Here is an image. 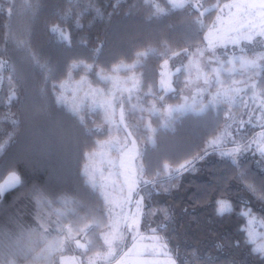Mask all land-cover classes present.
I'll return each mask as SVG.
<instances>
[{"label":"snow or ice","instance_id":"6c2138e0","mask_svg":"<svg viewBox=\"0 0 264 264\" xmlns=\"http://www.w3.org/2000/svg\"><path fill=\"white\" fill-rule=\"evenodd\" d=\"M143 2L152 9L149 18L182 17L169 27L181 34L183 46L173 49L167 40L159 49L147 45L133 50L131 63L126 53L109 49L107 40L97 37L93 44L82 34L93 23H84L86 14L107 16L111 24L120 0L108 13L98 0H84L83 7L81 0H23L19 9L16 0L0 4V16L7 20L0 34V88L6 84L0 103L19 105L23 114L21 120L10 113L12 131L0 140V177L9 172L0 197L25 185L11 151L20 143L21 124L31 128L39 118L58 114V127L68 124L84 161L75 190L46 194L33 185L37 223L16 220L15 230L0 226V264H177L178 249H170L160 235L167 224L151 227L148 221L158 213L165 221L172 217L149 201L210 155L229 162L237 186L264 206V0ZM44 8H50L45 34L63 54H46L34 45L35 22ZM21 12L25 23L18 33L12 20ZM152 59L161 61L158 79L148 63ZM33 69L40 72L39 87L30 78ZM187 120L208 128L211 138L195 155L173 164L170 153L177 145L174 140L162 145L161 138H174ZM249 125L260 131L249 134ZM239 204L235 214L244 221L237 230L242 240L232 246L246 248L264 264V216L258 217L247 199ZM234 210L226 196L215 200L217 216ZM192 256L201 259L196 252Z\"/></svg>","mask_w":264,"mask_h":264},{"label":"trees","instance_id":"16d2710c","mask_svg":"<svg viewBox=\"0 0 264 264\" xmlns=\"http://www.w3.org/2000/svg\"><path fill=\"white\" fill-rule=\"evenodd\" d=\"M63 3V0H49V3ZM115 0H98V6L103 8L105 13L112 12V5ZM163 6L164 0H159ZM215 0H208L214 3ZM4 0H0L3 4ZM19 9L23 0H16ZM135 5L129 13V6ZM84 0H81V7ZM50 8L41 10L39 19L36 20V31L34 45L46 54L59 55L63 50L52 41H49L44 31V24L48 19ZM152 9L146 6L143 0H120L117 5V12L108 23L107 16L104 19L93 18L86 14L84 23L92 20V27L86 30L83 35L94 44L99 37L107 40L108 47L113 52L126 53L128 63H131L132 52L143 51L145 46L160 48L161 41L167 40L173 49L182 47L181 34L170 25L179 24L182 17L178 14L161 16L159 18H149ZM213 14L211 19H214ZM7 20L5 16H0V34L5 31ZM15 31L22 32L25 15L21 12L14 14L12 20ZM123 59V56L120 57ZM149 66L157 70L161 61L152 59L148 61ZM34 84L41 86V75L38 69L31 70ZM79 77H76L78 79ZM0 95H6V84L0 88ZM178 103L179 101H169ZM10 113L15 114L23 120V114L19 105L6 106L0 103V140L7 137L12 131L9 121ZM58 114L52 119L39 118L35 125L28 128L26 124H21L17 132V139L20 143L14 146L11 151L18 156L17 168L25 181L24 187H18L6 194L0 202V226L5 229L15 230L14 221L19 220L25 226L36 225L37 206L30 191L35 185L46 194L49 191H57L62 188L75 190L79 185L78 170L82 168L84 161L79 156V148L74 144L69 135L68 124L64 129H60L57 120ZM247 119V117H244ZM99 123V120H97ZM222 123V121H221ZM252 132H259L255 126H246ZM32 131H36L37 137L31 142ZM211 131L195 120H187L179 126L176 136H163L162 145H167L175 141L177 148L170 153V162L175 164L195 155L203 147L207 139L211 138ZM75 150L72 152V148ZM30 148L31 153H27ZM249 163L254 172L259 169L253 162L249 154ZM9 173L5 170L0 180ZM234 172L229 166V162L222 161L218 155H210L201 161L197 170L193 173L184 174L175 182L168 192L154 194L151 201L153 209H167L172 217L171 221H165L163 214L148 217L151 227L165 223L167 228L160 232L169 241V248L177 250V264H182L187 260L188 264H227V261H235V264H258L254 258L247 255L244 247L235 248L233 243L240 239L241 234L237 231L244 221L236 216L240 210L239 201L241 198L250 201L253 212L259 216H264V206L250 194L244 192L242 187H238L233 180ZM81 194H83L81 192ZM221 195L226 196L235 205V210L230 215L223 217L215 213V200ZM58 207V205H57ZM47 211V209H45ZM55 219V216L51 217ZM258 230H261L257 226ZM55 235V232L52 233ZM196 252L201 257L194 260L192 253ZM208 258H211L209 260Z\"/></svg>","mask_w":264,"mask_h":264},{"label":"rangeland","instance_id":"374dc122","mask_svg":"<svg viewBox=\"0 0 264 264\" xmlns=\"http://www.w3.org/2000/svg\"><path fill=\"white\" fill-rule=\"evenodd\" d=\"M79 79V78H78ZM36 137H37V134H36V131H32V135H31V142H33L35 139H36ZM75 150V148L73 147L72 148V152ZM27 153H31V151H30V148H27V151H26ZM82 167H83V165H82ZM257 231L259 232V231H261V230H258L257 229Z\"/></svg>","mask_w":264,"mask_h":264},{"label":"water","instance_id":"95a60500","mask_svg":"<svg viewBox=\"0 0 264 264\" xmlns=\"http://www.w3.org/2000/svg\"><path fill=\"white\" fill-rule=\"evenodd\" d=\"M8 174H9V173H8ZM8 174H6V175L2 178V180L0 181V183H2L3 180H6V179H7ZM12 191H13V190H12ZM9 192H11V191L6 192L2 197H0V202L4 199V197L6 196V194L9 193Z\"/></svg>","mask_w":264,"mask_h":264}]
</instances>
